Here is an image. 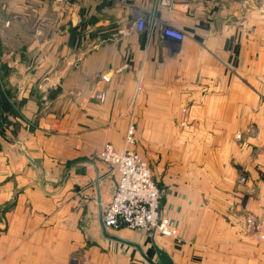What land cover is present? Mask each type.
Listing matches in <instances>:
<instances>
[{
	"label": "crops",
	"instance_id": "0c3cea01",
	"mask_svg": "<svg viewBox=\"0 0 264 264\" xmlns=\"http://www.w3.org/2000/svg\"><path fill=\"white\" fill-rule=\"evenodd\" d=\"M133 122L179 152L162 174L176 236L103 223L119 176L99 153ZM249 214L264 220V0H0V264H264Z\"/></svg>",
	"mask_w": 264,
	"mask_h": 264
},
{
	"label": "built area",
	"instance_id": "2783aa9c",
	"mask_svg": "<svg viewBox=\"0 0 264 264\" xmlns=\"http://www.w3.org/2000/svg\"><path fill=\"white\" fill-rule=\"evenodd\" d=\"M135 27L138 31H144L148 27V18L144 14H139ZM162 33L166 37L178 40L185 37L182 30L170 25H164ZM104 78L108 79L107 76ZM127 134L129 141H132L135 134L133 124L130 125ZM99 155L119 176L117 188L103 213L104 225L109 228L128 227L147 233L158 232L176 236L177 228L160 209L161 191L154 181L147 161L136 151L131 149L120 151L112 143L105 144ZM246 180L245 176L241 177V181ZM243 233L256 241L263 240L264 220L255 214L247 215Z\"/></svg>",
	"mask_w": 264,
	"mask_h": 264
},
{
	"label": "rangeland",
	"instance_id": "374dc122",
	"mask_svg": "<svg viewBox=\"0 0 264 264\" xmlns=\"http://www.w3.org/2000/svg\"><path fill=\"white\" fill-rule=\"evenodd\" d=\"M176 123H177L176 128L177 129L181 128L178 126V124H180V123L178 121H175V124ZM132 124L135 126V134L133 136L134 139L132 141H129L128 134H127L126 138H125L126 148H124L122 150L131 149V150L136 151L149 164L151 171H152V174H153L154 181L157 183V185L161 191L160 209L162 211V205H163V200H164V187L166 186L162 180V174L165 172V170L171 169V168L167 169V166H168V164L170 165V163L172 161H175L176 159H178L179 152H178V150H170L169 152H162L161 150H159L157 148H153L155 146H151L149 143H146L145 138L143 136L141 137L137 134V125L134 122L131 123L130 125H132ZM130 125H129V127H130ZM181 126H183V125H181ZM178 131H180V130H178ZM170 139H171V145H177L179 140H182L181 142H183L184 139H186L187 144L192 143V145H193L195 142H198V140L196 139L195 136H188V137L171 136ZM198 139H200V138H198ZM202 139H203V141L201 140V142H203V143H207L208 141H210L208 137H202ZM212 139H214V138L212 137ZM217 141L222 142V144H223L224 143L223 141H226V137H224V136L218 137ZM109 143H111V142H109ZM226 144H227V142H226ZM122 150H120V151H122ZM183 154H186L187 159H194V158L209 159L210 158L209 152H207V151H203V152L192 151V152L182 153V155ZM164 163L167 164L165 169H164L165 165L163 166Z\"/></svg>",
	"mask_w": 264,
	"mask_h": 264
}]
</instances>
